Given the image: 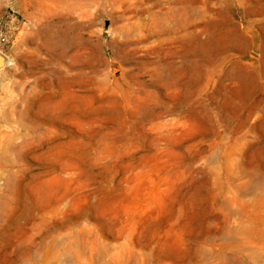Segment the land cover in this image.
I'll return each instance as SVG.
<instances>
[{"label":"rangeland","instance_id":"rangeland-1","mask_svg":"<svg viewBox=\"0 0 264 264\" xmlns=\"http://www.w3.org/2000/svg\"><path fill=\"white\" fill-rule=\"evenodd\" d=\"M262 4L0 0V264H264Z\"/></svg>","mask_w":264,"mask_h":264},{"label":"bare ground","instance_id":"bare-ground-1","mask_svg":"<svg viewBox=\"0 0 264 264\" xmlns=\"http://www.w3.org/2000/svg\"><path fill=\"white\" fill-rule=\"evenodd\" d=\"M264 7V4H262V5H260L259 6V8H263ZM239 39V36H238V34H237V32H235V31H231V33L229 34V35H227V40H230V41H236V40H238ZM237 45V44H236ZM234 48V47H233ZM262 56H263V58H264V51H262ZM230 74L231 75H233V76H237V77H239V76H241L242 78L245 76L244 75V73H243V71H241L239 68H236V67H234V68H232L231 69V71H230ZM66 182H67V180L65 179V178H63V177H61V176H59V175H54V176H52L49 180H48V182H47V184H46V186H47V189H48V191H50V190H54L55 188H58L59 186H63V185H65L66 184ZM54 193V192H53ZM51 201V200H50ZM49 203V202H48ZM55 209H56V207H55V205H50V204H45L44 205V207H42L41 208V210L43 211V212H45V213H49V212H54L55 211ZM119 232V231H118ZM223 233H222V235H221V237L220 238H217V239H223L225 242H231V241H234L235 240V238H234V235L231 233V231L230 230H228V231H225V230H223L222 231ZM216 239V240H217ZM215 240V238H212V237H205L204 238V243H211V242H213ZM123 246V245H122ZM256 246V245H255ZM124 247V246H123ZM199 253H203L204 252V250H203V248L202 247H200L198 250H197ZM133 255V254H132ZM147 255V254H146ZM149 255V254H148ZM189 255V257L192 255H190V254H188ZM152 258H156L158 261H159V263L158 264H161L162 263V258H160L159 256H157V255H152L151 256ZM151 258V259H152ZM147 261V260H146ZM150 261V260H149Z\"/></svg>","mask_w":264,"mask_h":264},{"label":"built area","instance_id":"built-area-1","mask_svg":"<svg viewBox=\"0 0 264 264\" xmlns=\"http://www.w3.org/2000/svg\"><path fill=\"white\" fill-rule=\"evenodd\" d=\"M19 22L18 13L9 9L0 18V41L6 43L9 41V33L11 32V26Z\"/></svg>","mask_w":264,"mask_h":264},{"label":"water","instance_id":"water-1","mask_svg":"<svg viewBox=\"0 0 264 264\" xmlns=\"http://www.w3.org/2000/svg\"><path fill=\"white\" fill-rule=\"evenodd\" d=\"M6 64H7L6 56L0 53V71L6 66Z\"/></svg>","mask_w":264,"mask_h":264}]
</instances>
